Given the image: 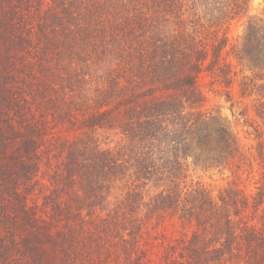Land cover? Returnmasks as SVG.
<instances>
[{"label": "trees", "instance_id": "trees-1", "mask_svg": "<svg viewBox=\"0 0 264 264\" xmlns=\"http://www.w3.org/2000/svg\"><path fill=\"white\" fill-rule=\"evenodd\" d=\"M202 1L0 0V264H115L113 246L137 243L143 227L158 228L165 215L194 226L185 240L190 264H220L234 233L225 199L218 210L202 188L178 190L174 172L176 143L200 126L197 115L185 112L196 98L178 99L175 92L197 94L200 63L209 52L214 63L225 42L212 34L209 47L202 25L188 19L201 17ZM234 2L243 8L244 0ZM212 11V19L233 12ZM46 114L59 118L56 123L88 114L90 128H117L130 148L60 137L48 142ZM165 143L171 158H159L174 164L173 172L153 168ZM58 148L65 150L64 184L78 205L55 200L52 220L45 221L27 193L41 160L50 161ZM151 179L163 183L144 194L143 180ZM118 180L124 196L103 216L92 198ZM53 223L62 228L52 231ZM251 241L261 242L254 234ZM144 242L149 248L163 243ZM134 247L122 250L133 254Z\"/></svg>", "mask_w": 264, "mask_h": 264}, {"label": "rangeland", "instance_id": "rangeland-1", "mask_svg": "<svg viewBox=\"0 0 264 264\" xmlns=\"http://www.w3.org/2000/svg\"><path fill=\"white\" fill-rule=\"evenodd\" d=\"M208 1L210 5H207ZM234 1L204 0L196 12L200 18L187 13L188 19L197 26L202 25L199 27L202 35L208 37L209 47L212 34L218 38L225 37V42L214 63L211 62L210 52L208 58L200 63V73L194 86L197 94L192 95L184 89L183 93L175 92L179 95L178 99L196 98L194 106L186 108L185 112L197 115L200 125L196 127V132L191 129L188 134L183 133L181 141L176 143L179 145L176 148L180 162L178 170H174V164H168L169 160H160L171 158L168 152L171 144L166 143L161 145L162 151L160 146L157 147L161 153L156 155L160 158L153 161V168L161 166L170 172L174 170L176 176L180 174L178 190L182 192L202 188L212 200L213 208L220 210L221 198L225 199V213L232 216L234 233L230 241L224 244L220 264H251V261L264 264V0H244L240 9L233 7L236 4ZM214 7L225 13L232 8L233 12L224 19H212ZM93 72L92 67L89 79ZM157 92L165 95L163 91ZM185 104L188 105L187 102ZM46 115L48 142L60 137L70 142L75 139L80 142L89 140L102 149L125 152L130 148L117 128L104 127L96 131L90 128L86 118L88 114L84 118L79 115L73 123H56L54 119L59 121V118L54 114ZM64 152L63 148H58L50 161L41 160L35 188L27 193L28 205H37V215L45 221L52 220L51 216L55 213L52 202L61 198L72 202L67 191L70 188L64 184ZM161 176L170 177L168 172ZM143 182L141 190L144 194H153V184L163 183L158 180L153 182L152 179L148 184L145 180ZM94 192L97 191L89 190V193ZM124 192L123 182L118 180L111 189L102 191L92 199L98 204L97 209H104L100 210L104 216L122 199ZM72 205L75 208L78 204L73 201ZM56 214L54 218L57 219ZM53 225L52 231L62 228L60 223ZM193 228L191 223L182 225L180 221L170 220L165 215L158 228L152 229L150 224L144 226L137 243H125L123 246L117 243L113 246L115 252H119L115 264H165L163 256L169 259L167 264H190L185 240L190 237ZM253 234L261 242L251 241ZM145 239L163 243L149 248ZM133 246L137 248L133 254L141 258L122 250L123 247L128 249Z\"/></svg>", "mask_w": 264, "mask_h": 264}]
</instances>
